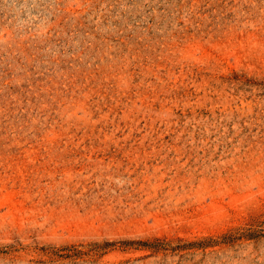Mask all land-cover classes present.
<instances>
[{
  "label": "rangeland",
  "instance_id": "rangeland-1",
  "mask_svg": "<svg viewBox=\"0 0 264 264\" xmlns=\"http://www.w3.org/2000/svg\"><path fill=\"white\" fill-rule=\"evenodd\" d=\"M0 264H264V0H0Z\"/></svg>",
  "mask_w": 264,
  "mask_h": 264
}]
</instances>
